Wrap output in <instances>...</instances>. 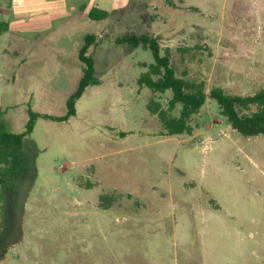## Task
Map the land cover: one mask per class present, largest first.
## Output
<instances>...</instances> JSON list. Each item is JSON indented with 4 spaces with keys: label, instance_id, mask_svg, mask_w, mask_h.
Returning <instances> with one entry per match:
<instances>
[{
    "label": "rangeland",
    "instance_id": "obj_1",
    "mask_svg": "<svg viewBox=\"0 0 264 264\" xmlns=\"http://www.w3.org/2000/svg\"><path fill=\"white\" fill-rule=\"evenodd\" d=\"M83 7L109 13L93 21ZM0 264H264V136L234 130L208 96L171 136L141 88L159 40L177 75L248 97L264 88V0H0ZM87 35L99 84L66 121ZM181 107L174 112L179 116ZM105 197V199H104Z\"/></svg>",
    "mask_w": 264,
    "mask_h": 264
},
{
    "label": "trees",
    "instance_id": "obj_2",
    "mask_svg": "<svg viewBox=\"0 0 264 264\" xmlns=\"http://www.w3.org/2000/svg\"><path fill=\"white\" fill-rule=\"evenodd\" d=\"M82 11L93 21H103L109 17L107 11L98 8L83 7ZM9 29L8 23L0 20V35L7 33ZM114 41L117 45H128L151 51L154 62L149 66V71L141 75L138 85L141 88H149L158 94L168 92L172 94L166 110L159 101L155 100L151 101L148 106L151 113L159 115L163 127L169 135L189 133L191 131L189 121L205 106L209 96L218 105L221 115L239 134L245 137L264 136V88L259 93L248 97L229 95L221 88L213 89L208 95L203 84L193 83L177 75L172 66L169 51L163 53L157 38L145 34L128 33ZM97 42L96 35L85 37L84 45L79 52V59L84 64V73L77 90L67 101V115L58 118L59 121H66L74 116L76 104L86 89L91 85L99 84L95 59L89 54L90 48L97 45ZM178 107H181L179 116H174ZM29 114L30 120L27 129L19 134H2L0 136L1 147L8 151L13 146L21 149L25 138L34 130L36 118L52 119L48 115L34 114L32 111H29Z\"/></svg>",
    "mask_w": 264,
    "mask_h": 264
},
{
    "label": "crops",
    "instance_id": "obj_3",
    "mask_svg": "<svg viewBox=\"0 0 264 264\" xmlns=\"http://www.w3.org/2000/svg\"><path fill=\"white\" fill-rule=\"evenodd\" d=\"M87 8V7H86ZM85 15V14H84Z\"/></svg>",
    "mask_w": 264,
    "mask_h": 264
}]
</instances>
